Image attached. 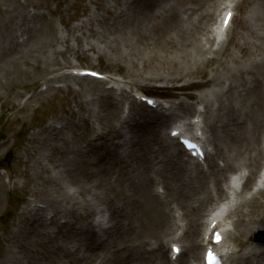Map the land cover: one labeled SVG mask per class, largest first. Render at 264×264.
Here are the masks:
<instances>
[{"label": "bare ground", "instance_id": "bare-ground-1", "mask_svg": "<svg viewBox=\"0 0 264 264\" xmlns=\"http://www.w3.org/2000/svg\"><path fill=\"white\" fill-rule=\"evenodd\" d=\"M6 1L14 8L19 6L17 0ZM233 1H228L222 13L234 9ZM242 1L246 5H259V16L264 22V0ZM115 2L121 5L112 11L115 35L109 44L112 54L127 63V80L123 85L113 78L108 81L109 86L100 87L101 82L95 78L81 76L86 75L83 73L86 69L66 73L67 81L73 79L82 83L76 93L85 100L75 102L84 131L75 132L56 117L30 133L24 147L29 161L45 172L49 167L43 165L44 160L52 165L60 161L58 165L65 170L60 168L56 177L45 179L42 182L44 193L33 192L35 200L25 203L22 215L33 224L31 235L18 236L12 229L6 239L15 243L18 253H12V246H7L0 264H9L11 259L14 264H23L25 260L28 264H39L35 261L39 253L30 247L34 242L43 245L42 258L50 264H188L190 259H193L192 264H200L199 249L204 242L211 243L214 229L224 225L221 213L230 203L209 207L213 200L228 198L222 187L225 170L238 171L247 167L249 181L261 164L264 155V53L255 52L261 43L264 44V34L259 36L261 41L252 45L239 42L233 36L226 43L221 42L227 26L219 24L213 29L220 15L221 0ZM5 13L6 10L0 8L1 16ZM14 31L13 20L1 19L0 36L3 38L7 32L12 49L17 46ZM2 48L4 46L0 45ZM53 58L56 59L55 52ZM63 60L62 65L69 64L67 57ZM217 66H221L219 73ZM147 81H164L171 87L184 81L179 85L182 95L194 101L189 103L181 98L169 106L155 101L154 107H149L137 100L143 94L134 90V87L145 86ZM65 88L69 90V85ZM190 88L201 90L195 93L189 91ZM58 91L59 88L55 90ZM90 91L95 97L87 96ZM115 94L126 99L128 110H124L122 98ZM41 95L42 90L34 97ZM93 100L99 102L100 109L96 112ZM196 103L203 104L204 110H197ZM195 112H198L194 115L196 118L183 125L197 134H204L200 131L202 128L207 132L205 140L214 148L213 155L206 149L207 169L200 166V161L185 158L186 151L175 138L160 130L161 126L171 123L175 115ZM92 116L95 125L90 120ZM71 117L67 119L69 124L76 125ZM65 128L70 129L72 137L77 134L80 141L69 140ZM138 128L141 129L138 131ZM173 128L178 129V126L174 125L168 133ZM215 156L223 160L222 166ZM63 174L64 189L56 182ZM241 176L239 173L238 178L227 180V188H236ZM157 186L165 188L166 199L158 193ZM260 197H264V187L248 196L235 193L227 213L229 217L234 216V229L222 228L223 239L216 246L222 252L224 264H264V245L250 243L243 251L226 245L229 237L240 245L244 235L264 224V202ZM171 201L177 203L182 214H175L178 211L167 204ZM103 208L111 218L101 214ZM206 211L211 215L208 222L203 218ZM215 220L217 224L207 238L209 226ZM54 229L66 232L63 241L55 238ZM177 230H181L179 236L175 235ZM36 235L45 242L37 240ZM173 238L182 244L175 262L171 261V254H166L163 244L166 239L171 247ZM76 239H83V245L78 247L81 256L72 253L74 245L70 241Z\"/></svg>", "mask_w": 264, "mask_h": 264}, {"label": "rangeland", "instance_id": "rangeland-1", "mask_svg": "<svg viewBox=\"0 0 264 264\" xmlns=\"http://www.w3.org/2000/svg\"><path fill=\"white\" fill-rule=\"evenodd\" d=\"M124 1L121 0V2ZM228 1L221 0L219 8L222 9ZM17 2L19 6L14 8L6 0H0V8L6 10L5 16L0 14V22L3 18L6 21L13 20L17 39V46L12 49L7 32L4 33L3 38L0 36V45L4 46L0 49V165L3 164L8 167V169H0V185H2L0 186V260L3 258L7 246H12V253H18L15 243L6 239L12 229L18 232V236L28 237L31 235L33 224L27 219H23L24 206L27 201L35 200L33 192L42 195L45 188L42 182L49 177H56L57 170L62 168L58 165L60 161L56 165H52L44 160L43 165L49 167V170L45 172L42 167L29 161L24 147L29 141L30 133L53 122L56 117H60L62 123L66 122L67 128L71 127L75 132L84 131V123L77 117L78 108L75 102L77 99L85 100L76 93L81 89L82 83L73 79L67 81L66 73L83 68L97 70L106 76L104 79H96L102 83H99L100 87L102 85L104 87L109 86L108 81L111 78L120 80L121 84L127 80L125 74L127 63L112 54L109 44L115 35L112 25V11L118 9L121 3L116 4L115 0H17ZM233 3L235 15L223 37L224 43L232 36L235 40L246 41L250 45L253 42L261 41L259 36L264 34V22L259 16V5H246L242 0H234ZM237 5L241 7H237ZM12 12L14 13L12 14ZM229 47L237 53L232 44H229ZM256 49L258 51L255 54L264 53V44L261 43L260 48ZM252 50L254 51L255 48ZM54 52L58 63L53 58ZM63 57L68 58L69 64L66 66L62 65ZM249 57L251 55L246 59ZM216 69L219 73L221 66H217ZM80 80L92 84L85 77H80ZM183 82H176V86L171 87L169 83L164 81H147L144 83L145 86L139 88L140 90L136 87L134 90L140 92L145 89L143 91L166 96L170 99L164 100L163 97L159 99L166 105L167 101L171 104L181 98L192 103L193 99L185 98L182 95L179 85ZM49 85L52 88L49 89ZM67 85H69V90L65 88ZM57 88L60 91L55 92ZM40 90H42L43 95L39 98L34 97L36 92ZM200 90L198 88L189 89L195 93ZM179 95L180 97H177ZM87 96L95 97L93 91L88 92ZM115 97L122 98V101L125 99L120 94H115ZM93 104L95 112L100 109L98 100H93ZM195 107L201 111L204 109L203 104L200 103H196ZM183 116L182 113L176 115V117L181 118ZM192 116L193 114L188 115L185 120L191 119ZM70 117L74 119L76 125L69 124L67 119ZM90 120L93 122L94 117H90ZM92 124L95 125L94 122ZM171 124L161 128L166 135L169 127L172 126ZM67 128L64 131L69 140L73 143L79 142L78 135L72 137L70 129ZM139 129L141 128H138V131ZM262 140H264V136H262ZM60 143L59 140L58 144ZM208 147L213 150V146ZM261 158L263 166L264 155ZM216 161L221 162L219 158H216ZM64 170L62 168L63 172ZM242 170L248 173V168L243 167ZM230 172L232 171L225 173L229 175ZM8 174H10V179ZM56 182L60 188L63 187L64 189V174L60 179H56ZM157 190L162 193L165 188L157 186ZM251 191V188L246 189L243 194L248 195ZM78 199H82L79 194ZM260 200L264 202V197H260ZM37 203L40 206L43 205L40 202ZM170 204L174 207L177 206L175 201H171ZM215 205L213 203V207ZM102 213L111 218L106 208L101 210ZM233 219L234 216H227L224 221L226 227L231 231L234 229ZM61 222L63 223V221ZM259 225L258 228L242 237L240 245L230 237L226 238V245L240 251H243L250 243L264 245V224ZM56 230L54 229L52 232L55 238L59 242L63 241L66 232ZM58 233L63 236L58 235ZM35 237L37 240L45 242L40 236L36 235ZM82 240L70 241V244L74 245L72 251L74 256H81L78 247L83 245ZM163 244L169 252L168 245ZM30 247L39 253L36 255V263L50 264L42 258L45 254L42 244L34 242ZM199 253L202 256V247L199 249ZM87 255L84 254V256ZM58 260L65 261L66 259ZM9 264H14L12 259ZM23 264H28V261L25 260Z\"/></svg>", "mask_w": 264, "mask_h": 264}, {"label": "snow or ice", "instance_id": "snow-or-ice-1", "mask_svg": "<svg viewBox=\"0 0 264 264\" xmlns=\"http://www.w3.org/2000/svg\"><path fill=\"white\" fill-rule=\"evenodd\" d=\"M210 259L214 260V258L210 257Z\"/></svg>", "mask_w": 264, "mask_h": 264}]
</instances>
